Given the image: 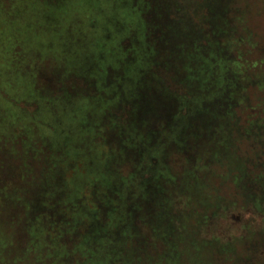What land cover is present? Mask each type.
Returning a JSON list of instances; mask_svg holds the SVG:
<instances>
[{
    "label": "rangeland",
    "instance_id": "374dc122",
    "mask_svg": "<svg viewBox=\"0 0 264 264\" xmlns=\"http://www.w3.org/2000/svg\"><path fill=\"white\" fill-rule=\"evenodd\" d=\"M182 260L264 264V0H0V264Z\"/></svg>",
    "mask_w": 264,
    "mask_h": 264
},
{
    "label": "trees",
    "instance_id": "16d2710c",
    "mask_svg": "<svg viewBox=\"0 0 264 264\" xmlns=\"http://www.w3.org/2000/svg\"><path fill=\"white\" fill-rule=\"evenodd\" d=\"M206 189L202 188L199 190V193L201 192H205ZM214 194H216V192H214ZM189 199H190V209H191V213H196L199 212L201 217H203L205 220H208L209 218V211L206 209V207L203 205V203H201L199 201V199L195 196V195H189ZM174 202V200H173ZM166 219L164 218L163 220V225H161L159 230V227H153L152 225H148L147 223H145L144 221H140V223L142 224V226L144 228H146L151 235L162 245L166 248L165 250V254L168 253L171 255H173L175 253V251L185 254L186 256H189V254H191L189 247L186 245L184 239H183V234L187 233V232H191L194 233L195 229L193 225H199L201 221H199V219L196 218H192L191 215V220H184L181 219V223L180 222H176V216L177 214H175V204L174 203H170L168 206V209L166 210ZM179 215V214H178ZM194 222V223H193ZM172 245L175 247L176 250H173L171 248ZM214 251V249H208V247L203 248L202 253L203 254H207V256H209L210 254H212ZM182 263L187 264L188 261L187 260H182Z\"/></svg>",
    "mask_w": 264,
    "mask_h": 264
}]
</instances>
